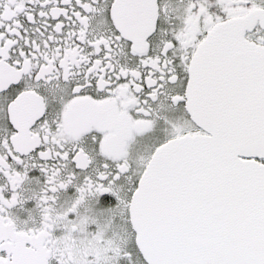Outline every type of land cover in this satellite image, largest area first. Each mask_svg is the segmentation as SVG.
<instances>
[{
	"label": "snow or ice",
	"instance_id": "obj_1",
	"mask_svg": "<svg viewBox=\"0 0 264 264\" xmlns=\"http://www.w3.org/2000/svg\"><path fill=\"white\" fill-rule=\"evenodd\" d=\"M0 264H264V0H0Z\"/></svg>",
	"mask_w": 264,
	"mask_h": 264
}]
</instances>
